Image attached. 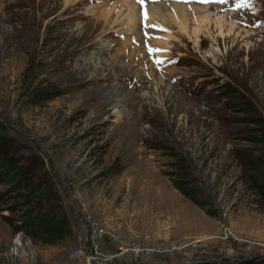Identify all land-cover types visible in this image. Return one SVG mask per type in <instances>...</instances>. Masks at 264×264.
I'll use <instances>...</instances> for the list:
<instances>
[{
    "label": "rangeland",
    "instance_id": "obj_1",
    "mask_svg": "<svg viewBox=\"0 0 264 264\" xmlns=\"http://www.w3.org/2000/svg\"><path fill=\"white\" fill-rule=\"evenodd\" d=\"M224 1L250 32L140 55L97 0H0V264L264 260V0Z\"/></svg>",
    "mask_w": 264,
    "mask_h": 264
},
{
    "label": "bare ground",
    "instance_id": "obj_2",
    "mask_svg": "<svg viewBox=\"0 0 264 264\" xmlns=\"http://www.w3.org/2000/svg\"><path fill=\"white\" fill-rule=\"evenodd\" d=\"M97 1L98 3L94 5V8H102L99 18L104 21V25H110L111 23L112 25H121L127 35H136L134 37L135 41H140L142 37V41L137 43L138 45L141 43L146 45L142 47L143 49L141 48V54L138 53L139 61V56L143 53L145 54L149 49L170 47L169 44H171V42L169 40L172 38L179 39L177 38V34H181L182 38L185 36L190 37L196 42L201 39L202 35H212L214 37L216 31L224 35L225 38L231 36L232 32L234 31L235 33L236 30L241 31L242 29L246 31V33L250 32L240 26L236 27L235 22L231 21V19L228 21L229 19H226L225 15L222 13L220 14V10L223 8L222 6L227 5L215 4L208 6L202 1H199V3L190 2L189 5H187L185 3L186 0H180L166 3H150L142 7L139 5L140 2L138 0ZM78 2H80V0H65L67 4ZM160 28H162L165 33L161 32V30H159ZM144 35L146 38H144ZM152 42L155 43L154 47H151ZM103 44L100 50L108 45H105L106 43ZM141 61H143L142 58ZM98 62L101 64H98L101 68L109 65H107V62L103 59H100ZM101 68L99 71L102 70ZM163 83V81L160 82L161 85H163Z\"/></svg>",
    "mask_w": 264,
    "mask_h": 264
},
{
    "label": "trees",
    "instance_id": "obj_3",
    "mask_svg": "<svg viewBox=\"0 0 264 264\" xmlns=\"http://www.w3.org/2000/svg\"><path fill=\"white\" fill-rule=\"evenodd\" d=\"M258 143L264 144V141L263 140H259ZM244 151H245V153L247 155H245V157L242 156V158H240L239 161L245 167V171L247 173H248V171L252 172L253 170H256V173L252 174V175H254L253 177L255 178V180H259L260 183L258 185H256L255 189L258 190L259 194L264 196V171H263V169L259 168L261 166L260 164H264V161H262L260 159L261 157H258L256 159H254L255 157L251 156V155H253L251 153L252 152L251 150L244 149ZM244 159H248V161L246 162ZM259 160H260V163H259ZM255 162L258 165H256ZM180 170H183V168H181ZM173 182H174V185H175L176 188L180 189L186 196L193 197L194 201H196L195 200V198L197 196L196 192L191 191V190H185L183 184L181 182L177 181V179H174ZM196 202L198 204H200V206L204 207L208 213H210L212 215L216 214L215 211H213L212 209H210L208 207V204H203V203H200L199 201H196ZM204 264H216V263L207 262V263H204ZM223 264H234V263H223ZM237 264H264V260H260V259H257V258H247V259H243L242 261H240Z\"/></svg>",
    "mask_w": 264,
    "mask_h": 264
},
{
    "label": "built area",
    "instance_id": "obj_4",
    "mask_svg": "<svg viewBox=\"0 0 264 264\" xmlns=\"http://www.w3.org/2000/svg\"><path fill=\"white\" fill-rule=\"evenodd\" d=\"M92 226V233L95 236L102 235L103 229L100 226V223L98 221H94L91 224ZM248 244L253 246L255 243L254 241H246ZM98 249V247H97ZM97 249H91L89 252H86L84 250H77L76 252V258H80L81 260L85 261V264H110L111 259L113 258L112 254H109V256L99 253ZM143 248L137 247L136 250H142ZM145 249V248H144ZM148 251H163V252H172L175 250V247L167 246L165 249L163 247L159 248H149Z\"/></svg>",
    "mask_w": 264,
    "mask_h": 264
}]
</instances>
